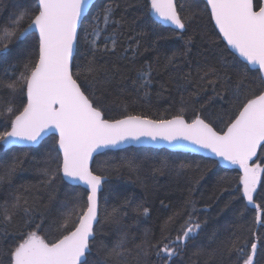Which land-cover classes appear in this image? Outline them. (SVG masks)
<instances>
[{"label":"snow or ice","instance_id":"obj_1","mask_svg":"<svg viewBox=\"0 0 264 264\" xmlns=\"http://www.w3.org/2000/svg\"><path fill=\"white\" fill-rule=\"evenodd\" d=\"M89 5L90 0H32L30 7L14 13L11 23L0 28V58L11 52L9 44L14 40L36 37L31 51L20 62L22 67L9 65L11 74L5 69L7 79H0V116L7 114L0 143L35 145L52 133L58 145L55 159L46 161L40 169L43 188L49 190L47 204L28 188L0 202V264H126L128 256L135 264H142V259L143 264H152V257L159 264H176L177 257L181 258L180 264H196L205 255L203 248L194 246L184 260L189 241L202 230L193 200L186 199L172 211L160 226L159 238L145 231L139 243L131 247L128 231H119L132 207L131 199H118L109 207L105 195L101 203L108 177L93 169L94 154L145 139L165 141L174 147L183 142L184 146H193L194 151L205 150L237 166L244 208L251 206L255 210L254 224L264 227V203L255 198L258 187L264 191V161L260 159L264 156V0H147L145 15L155 17L154 25L171 28L184 42L182 52L166 57L164 70L172 69L168 82L174 83L178 92L188 86L193 89L187 99L180 97L176 114L157 119L128 110L135 101L127 98V90L122 87L126 66L120 64L128 57L109 59L116 56L119 47L123 18H115L118 4L110 3L102 10L103 28L101 17L94 18L91 32L84 36V60L78 61V28ZM202 13L218 29L232 58L234 73L228 71L223 56L214 63H197L195 77L191 69L184 71L179 64V58L191 51ZM194 25L197 27L192 33L185 35ZM109 27L113 31L106 34ZM153 34L156 40L150 46L155 47L156 41L164 37L159 32ZM139 47L137 41L134 48L130 46L123 52L131 51L135 58ZM135 73V78H130L133 90L150 96L159 68L144 61ZM168 82L161 83V90ZM209 88L212 96L200 111L213 101L226 104L227 108L216 116L224 124L220 130L196 109L190 121L184 115L191 100ZM113 89L115 98L109 99ZM24 98L26 103L22 102ZM113 105L123 108L121 117L108 115ZM23 165V161L13 158L0 168V184ZM187 167L190 165H180L181 169ZM122 169L138 173L139 165L125 158L113 171L119 175ZM58 179L82 185L84 192L74 201L61 202L59 216L53 218L51 206L56 197L51 193ZM133 211L137 216H148L150 209L140 203ZM106 225L119 232L111 246L102 239L108 235ZM45 226L53 231L42 235ZM250 231L254 239L241 241L236 237L226 245L229 253H236L234 264H260L258 253L264 251V239Z\"/></svg>","mask_w":264,"mask_h":264},{"label":"trees","instance_id":"obj_2","mask_svg":"<svg viewBox=\"0 0 264 264\" xmlns=\"http://www.w3.org/2000/svg\"><path fill=\"white\" fill-rule=\"evenodd\" d=\"M110 3L119 5L115 18L117 20L123 18L122 26L119 29V47L116 56L109 57V59L116 60L122 55L128 57V59L120 61L122 68L126 66L125 79L121 82L122 87L127 90V98L130 101H135V103L129 104L128 110L149 115L154 119L170 118L176 114L179 108L180 97L183 96L187 99L189 92L193 90L192 86H188L187 90L178 92L175 84L168 82L172 69L164 70L167 63L166 57L173 52H182L184 42L176 37L171 28L154 25L153 19L145 15L147 0L97 1L84 20L80 31L78 61L84 60V53L86 52L85 33L91 32L95 23L94 18L98 16L101 17L100 27H104L102 10ZM31 4L32 0H0V28L11 23L14 13L30 7ZM199 8L201 10L204 8L203 2L199 4ZM193 27L197 26L189 27L185 35L191 34ZM112 31L113 28L109 27L106 34ZM154 31L159 32L164 38L157 40L155 47H152L150 46L152 41L156 40ZM35 39V36L30 35L22 42L14 40L13 43L9 44L11 52L0 58V79H7L5 69H9V65L17 64L18 68L22 67L20 62L31 51ZM137 41L140 45L138 56L133 58L131 51L126 54L123 52L130 46L134 48ZM100 42L103 43V39ZM190 47V53L185 57H180L179 64L184 71L191 69L194 77L197 71V63L200 65L214 63L221 56L228 62V71L235 72L232 67V58L228 50L225 49L222 38L218 35V29L214 27V22L210 21L207 14H201L200 23ZM144 61H151L154 66L159 68V73L155 74L150 96H143L142 93L134 91L130 84V78H135V69ZM9 74H11V69H9ZM164 82L168 83H166L165 89L161 90L160 85ZM157 92L161 94L157 96ZM115 95L116 90L113 89L109 99H114ZM211 96L212 91L209 88L206 93L194 97L186 106L187 110L184 115L190 121L196 114L193 109H196L202 117L213 120L214 127L220 130L224 124L216 116L222 112V109L227 108L226 104L213 101L207 104L203 111H200L201 107L205 105V101L209 100ZM22 102L26 103V98ZM18 106L22 109L19 98ZM123 114V108L115 105L112 106V111L108 113L112 118H119ZM6 115L0 116V130H3L6 123ZM224 119L226 120L227 117ZM56 139L55 136L49 137L36 148L6 149L3 143H0V168L10 163L13 158L24 162L22 169L18 168L8 180L0 184V202L11 199L14 194L28 188L31 192L41 196L43 203H48L49 190L43 188L44 176L40 169L45 167L46 161H52L57 156ZM125 158L134 159L137 162L139 165L138 173L122 169L119 175L115 174L113 170ZM260 159L264 161V156H261ZM181 164L190 165V167L181 169ZM156 168H159L160 171L154 172L153 169ZM93 169L97 171V174L108 177V182L104 185V191L101 194L102 204L105 195L109 207L124 197L130 198L132 201V207L128 209V215L124 218L119 230L128 231L129 247L132 246V243H139V239L145 231H150L159 238L161 224L186 199L195 202V217L202 222V230L193 240L189 241L187 254L184 256L185 262L195 246L205 250V255L197 259L196 264H234L236 253H229L226 247L231 240L236 237H240L241 241L254 239L250 229L254 230L258 237L264 239V227L254 224L255 210L251 206L244 208L246 201L240 198L242 186L239 184V176L241 172L237 166L224 167L219 162L209 158L171 152L165 149L128 148L120 151H108L99 155L93 163ZM262 183H264V177H262ZM83 192V188L58 179L54 185V191L51 193L56 197L51 206L52 217L59 216L61 202L65 200L74 201L75 197ZM255 198L258 203H264V191H261L260 187L257 189ZM161 201L164 203L162 204ZM140 203L150 209L148 216H137L133 211L135 205ZM165 205L168 206L165 207ZM226 205L228 206L226 207ZM241 209H244L242 216L240 215ZM52 231L53 229L45 226L41 234L47 235ZM105 231L108 235L102 239L111 246L112 242L117 239L119 232L111 225H106ZM133 237L136 238L135 241L132 240ZM213 249L219 250L214 255L209 256L208 253ZM258 258L260 264H264V251L258 253ZM151 261L152 264H159L155 257H152ZM180 261L181 258L177 257L176 264H180ZM126 264H135V261L131 256H128Z\"/></svg>","mask_w":264,"mask_h":264},{"label":"water","instance_id":"obj_3","mask_svg":"<svg viewBox=\"0 0 264 264\" xmlns=\"http://www.w3.org/2000/svg\"><path fill=\"white\" fill-rule=\"evenodd\" d=\"M97 1H99V0H90L89 8L86 11L85 16L82 18V23H81L80 27L78 28L79 36H80V31H81V28H82L84 20L88 17L91 9L93 8V6L96 4ZM151 18L153 20L155 19V17H151ZM52 136H55V135H53L52 133H49V134L45 135L41 139V141L38 144H35V145H28V144H16V145H7V146L4 145V144L3 145L5 146L6 149H11V148H36V147H39L46 139H48L49 137H52ZM128 148H151V149H159V150L165 149V150H168V151H171V152H180V153L194 154V155H198V156H201V157H205V158H209V159L215 160V161L219 162L224 167L232 166L231 164H229L227 162L221 161L218 157H215L214 155H212L211 153H209V152H207L205 150L194 151L193 150V146H184L183 142L180 145H177V146L174 147V146L169 145L165 141L154 142V141L147 140V139L142 140L141 142H130V143L121 144L119 147L113 148V149L102 150L100 153L94 154L93 163H94L96 157H98L99 155H101V154H103L105 152H108V151H120V150H124V149H128ZM93 163H92V167H93ZM66 182L68 184H70V185H74V186H78V187L83 188L82 185L71 184L68 181H66Z\"/></svg>","mask_w":264,"mask_h":264}]
</instances>
